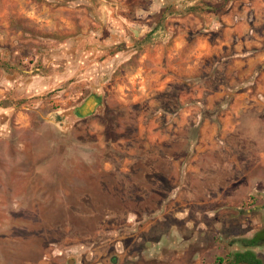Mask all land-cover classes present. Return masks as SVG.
Here are the masks:
<instances>
[{
	"label": "rangeland",
	"instance_id": "rangeland-1",
	"mask_svg": "<svg viewBox=\"0 0 264 264\" xmlns=\"http://www.w3.org/2000/svg\"><path fill=\"white\" fill-rule=\"evenodd\" d=\"M133 4L0 0V264H230L261 226L253 204L194 222L185 190L168 197L202 122H180L186 85L130 76L138 53L111 65L105 41L139 20ZM86 99L84 117L63 115Z\"/></svg>",
	"mask_w": 264,
	"mask_h": 264
},
{
	"label": "crops",
	"instance_id": "crops-1",
	"mask_svg": "<svg viewBox=\"0 0 264 264\" xmlns=\"http://www.w3.org/2000/svg\"><path fill=\"white\" fill-rule=\"evenodd\" d=\"M128 8L139 20L125 19L126 27L114 23L105 41L114 52L111 65L138 53L139 66L130 76L155 78L158 92L169 82L186 85L175 97L180 122H202L186 156L191 162L172 166L180 175L168 197L185 190L194 222L202 215H228L234 206L243 214L253 204V222L261 226L245 229L232 253L252 251L264 264V245L243 243L264 231V0H140ZM28 83L33 95L46 85L37 78ZM89 99L68 109L69 115L84 117L75 111ZM238 153L244 160L233 164ZM214 204L221 206L213 209ZM241 224L244 229L243 219Z\"/></svg>",
	"mask_w": 264,
	"mask_h": 264
},
{
	"label": "trees",
	"instance_id": "trees-1",
	"mask_svg": "<svg viewBox=\"0 0 264 264\" xmlns=\"http://www.w3.org/2000/svg\"><path fill=\"white\" fill-rule=\"evenodd\" d=\"M243 243H245L249 247H254L259 244L264 245V231L259 232L250 240H244ZM228 258H229L228 262L230 264H262V262L257 258V256L252 251H246L243 253H234ZM220 261L223 262L221 259Z\"/></svg>",
	"mask_w": 264,
	"mask_h": 264
},
{
	"label": "water",
	"instance_id": "water-1",
	"mask_svg": "<svg viewBox=\"0 0 264 264\" xmlns=\"http://www.w3.org/2000/svg\"><path fill=\"white\" fill-rule=\"evenodd\" d=\"M65 115H68V116H67L68 118H72V119L77 118V117H75V116H70V115H69V110H66V111H65Z\"/></svg>",
	"mask_w": 264,
	"mask_h": 264
},
{
	"label": "flooded vegetation",
	"instance_id": "flooded-vegetation-1",
	"mask_svg": "<svg viewBox=\"0 0 264 264\" xmlns=\"http://www.w3.org/2000/svg\"><path fill=\"white\" fill-rule=\"evenodd\" d=\"M86 103H87V102H86ZM84 104H85V103H84ZM82 106H84V105H82ZM82 106H81V107H82ZM77 109L79 110V108H77ZM77 109H76V110H77ZM92 113H93V112H92ZM87 115H88V114H87ZM85 116H86V115H85Z\"/></svg>",
	"mask_w": 264,
	"mask_h": 264
}]
</instances>
